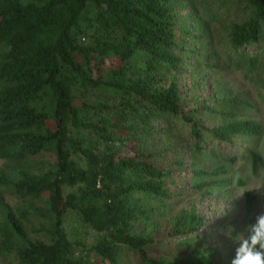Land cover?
<instances>
[{
    "label": "trees",
    "instance_id": "16d2710c",
    "mask_svg": "<svg viewBox=\"0 0 264 264\" xmlns=\"http://www.w3.org/2000/svg\"><path fill=\"white\" fill-rule=\"evenodd\" d=\"M216 1L0 0V160L9 166L0 185L24 204L14 208L0 193V264H14L11 256L18 264H122L127 256L135 264H218L194 209L157 231H135L150 221L146 202L169 200L184 167L165 140L186 127L194 174L221 177L230 175L229 156L210 172L195 169L211 151L208 140L231 146L263 133L259 122L228 109L184 106L177 74L200 56L198 43L211 40L205 11ZM239 1L243 19L226 31L229 50L258 72L264 0ZM205 112L228 123L208 129ZM244 153L254 175L264 170L261 154ZM244 200L249 238L257 195L245 191ZM70 212L99 234L94 245L69 237ZM34 218L49 242L29 237ZM164 244L184 255L158 256Z\"/></svg>",
    "mask_w": 264,
    "mask_h": 264
},
{
    "label": "rangeland",
    "instance_id": "374dc122",
    "mask_svg": "<svg viewBox=\"0 0 264 264\" xmlns=\"http://www.w3.org/2000/svg\"><path fill=\"white\" fill-rule=\"evenodd\" d=\"M242 9L243 5L239 0H219L214 5H209L205 12H209L208 29L212 38L203 44L198 43L196 48L200 56H194L177 77L187 111L196 106L199 108L200 105H206L216 111L228 109L259 122L263 127V133L260 137L251 140L236 139L231 146H224L220 141L208 140L206 150L211 149V151L195 169H205L210 172L227 164L226 160L229 156L230 175L221 177L194 174L191 164L196 160L193 159L191 139L187 137L189 131L186 127L185 131L177 134L178 137L173 141L165 140L163 143L171 144L178 159L184 163V167L176 171L175 182L169 186L172 195L170 199L166 202L148 199L150 201L146 202V207L151 213L150 221L145 223V226L143 222H139L135 227V231L140 234L144 233L146 227L152 232L155 226L157 231L169 225L171 219L183 209H194L204 218L202 240L206 247L217 251L218 264H230L236 248L243 241L248 240L245 191H252L257 195L256 217L264 214V170L254 175L251 162L244 153L251 148L264 157V70L249 72L246 67L247 58L240 59L229 50L226 32L233 23L242 21ZM201 11L204 13V8H201ZM246 53L250 55L252 50ZM100 97L111 105L117 103L110 96ZM230 100L238 101L237 105L225 103ZM201 114V119L208 129L228 123V120L218 112ZM8 169V163L0 160V176L6 174ZM238 180L244 181L246 186L240 187ZM0 193L4 194L6 202L14 208L24 206L21 198L13 195L8 187L0 185ZM43 225V222L34 218L26 226L32 240L41 239L49 242L46 235L38 231ZM65 228L73 241H81L88 246L94 245L99 237V234L86 226L81 217L74 212L67 215ZM158 248V256L172 259L177 254L184 255L182 249L176 245L164 244ZM11 261L18 264L13 256ZM122 264H135L133 256L125 257Z\"/></svg>",
    "mask_w": 264,
    "mask_h": 264
},
{
    "label": "clouds",
    "instance_id": "9594fccd",
    "mask_svg": "<svg viewBox=\"0 0 264 264\" xmlns=\"http://www.w3.org/2000/svg\"><path fill=\"white\" fill-rule=\"evenodd\" d=\"M251 232L248 240L236 248L230 264H264V214L257 216ZM257 245L260 250H256Z\"/></svg>",
    "mask_w": 264,
    "mask_h": 264
}]
</instances>
